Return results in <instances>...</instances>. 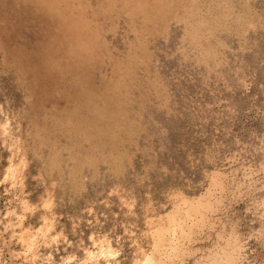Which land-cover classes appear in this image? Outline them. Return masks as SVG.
I'll return each mask as SVG.
<instances>
[{
    "label": "rangeland",
    "instance_id": "rangeland-1",
    "mask_svg": "<svg viewBox=\"0 0 264 264\" xmlns=\"http://www.w3.org/2000/svg\"><path fill=\"white\" fill-rule=\"evenodd\" d=\"M231 250L264 264V0H0V264Z\"/></svg>",
    "mask_w": 264,
    "mask_h": 264
},
{
    "label": "bare ground",
    "instance_id": "bare-ground-1",
    "mask_svg": "<svg viewBox=\"0 0 264 264\" xmlns=\"http://www.w3.org/2000/svg\"><path fill=\"white\" fill-rule=\"evenodd\" d=\"M191 212H192V214L193 213L196 214L198 212V210L196 208L191 207L188 211H186V216H190L191 215ZM179 239H180V236H179ZM173 251L175 252V250H173ZM234 252H235V250H231V252H227V253L224 252L223 255H222L223 257L221 256V254L215 255L210 260V262L208 264H237L236 259L234 257ZM147 261H149V260H147Z\"/></svg>",
    "mask_w": 264,
    "mask_h": 264
}]
</instances>
